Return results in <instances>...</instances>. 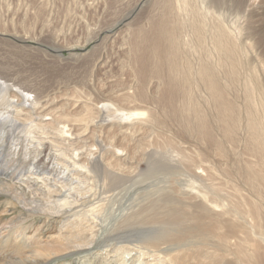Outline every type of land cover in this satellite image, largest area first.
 <instances>
[{
    "label": "bare ground",
    "instance_id": "1",
    "mask_svg": "<svg viewBox=\"0 0 264 264\" xmlns=\"http://www.w3.org/2000/svg\"><path fill=\"white\" fill-rule=\"evenodd\" d=\"M194 2L195 0H170L169 14L155 18L147 29L141 28L133 32L131 40H129L131 43L128 51L132 56V60L129 61V72L136 85L130 86V89L128 88L119 97L127 105L138 103L140 105L144 104V106L124 109L119 103L113 102L112 99V101H108L111 109L108 110V115L106 114L107 118L112 117L115 120H120L123 125H118L117 129L118 131L124 129L120 133H117L118 131L108 133L109 137H107L113 142L116 140V134H121V138L119 137L121 141L118 144L112 142L109 145L113 152L128 151L127 155H130L132 149L133 153H136L137 149L134 148L137 146L134 147V141L131 139L136 135H134V132L144 130V134L148 136L155 126L160 125L162 127L166 124V120L161 119L160 114L164 118L169 115L172 117L178 116L179 114L187 125L191 126L189 134L204 146L213 147L217 155L220 156H223L225 152L221 150L222 144L217 139L220 134L215 137L214 129L219 128L223 133V137L228 141L230 139L234 140V134L240 130L239 124L237 125L238 118L228 97L230 96L229 90L227 87L220 85L218 75L221 69L233 72L236 67V61L239 58L234 55V50L239 40L240 29L238 30L237 26H229V23L223 22L218 16L211 21L205 20ZM261 3H264V0H261ZM250 18L251 14L248 16L247 24L249 26H247L249 31L245 38L252 42L253 34L251 23H249ZM263 31L259 41V45L262 47L261 58H259L261 68L257 69L253 65L254 57L250 56L247 51L246 54L244 53L246 55L245 63H247L250 72L249 77L247 76L248 81L245 80L247 81L245 83L248 84L245 88L248 93L245 92L248 94L247 101L251 105L249 106L251 117L247 123H244V138H242L244 151H246L249 158L247 161L245 160L243 170V174H245L243 176L245 183H243L245 185L239 182L234 184L231 180L235 178L231 177L232 179H230L228 175V178H226L229 181L228 183L231 184L228 185L229 187L225 188L227 181L222 182L225 186L219 183L212 185L211 181L216 176V173L212 171L213 164L209 162L207 156L203 153H198L195 157H192L179 145L175 147L179 143L177 141L179 136L171 134L173 132L168 133L166 137L156 134V139L157 136L160 138H158L155 145L152 141L145 143V138L137 140L140 144L139 148L144 151L153 148V146L160 148L163 145H166V147L172 145L173 147V156L170 159L173 164L163 168L157 166L150 168L147 162L148 173L153 174L157 171L164 172L167 170V179L164 180L170 183L173 182L177 174L182 172H187L189 178L186 190H181L180 187L172 189L170 184L175 202L171 201L173 203L171 206L168 200L165 202L166 204L163 201L162 203L167 205L169 209L164 210L162 207L159 216L158 210L155 211L153 207L151 208L152 204L149 203L148 215L145 214L146 210L143 211L140 208L125 217L128 222L134 220L133 223L135 224H150L157 230H155V234L147 238L145 236V239H142L143 241L133 246L136 247V252L129 247L131 252H135L134 254H131L130 249L123 246V243L121 244L123 247L119 245L118 248L107 251L115 254L114 257L118 259L116 261L119 264H134L139 261L137 255L145 257L148 262L155 260L158 264H264ZM10 40L19 43L25 42L24 37L10 36L0 32V41L10 44ZM143 50L150 54L149 59L146 56L148 60L139 53ZM4 53L5 57L9 55L6 51ZM14 73H10V67L0 60V124L1 122L4 123L3 126L8 129L9 134V136L6 135V140H4L6 150L0 154V177H7L11 169L18 164L16 161L18 155L12 151L13 148L15 149L17 146L21 148L24 142L26 144L45 142L50 149L57 152L55 159L57 162L59 161L58 163L67 170L72 168L70 171L79 174L75 176L84 179L89 182L88 185H91L88 186V191L84 192V194H89V197L86 196L88 198L83 200L84 204H78V200L74 198L72 193L76 192L74 189L72 192L70 189L67 192L61 191L62 193L51 191L50 197L53 200L50 203L30 202L22 195V197L13 195L17 203L12 204V209H17L20 206L31 217L44 216L46 220L50 219L49 222L51 220L60 221L63 215L72 212L71 215L66 216L72 218H66L63 227L59 226L58 234L54 237V235L40 233L38 228L30 230L29 226H23L21 218L16 222L13 217L10 220H7L6 217L4 225L1 224L0 226V264H47L58 258V255L62 253L70 252L66 256L72 257L87 252L91 246L92 248H100L98 235H89V233H92L93 227H89L87 224L91 220L93 223L97 221L96 219L99 221L101 217L99 218L98 215L102 213V199L95 204L90 202L91 198H94L99 192L102 194V191L97 189L91 190L94 186L95 188L98 187L96 180L98 182L102 180V160H105L102 154V125L104 124L102 121H105V119L102 120V106H99L102 104L96 98L93 99L94 97L84 99L86 97L85 93L76 90L71 94V98H66L69 97V94L65 92L61 93L60 97L58 94L50 96V90L46 92L47 88L43 86V83H37L35 80L32 86V81L30 82V79L21 77V75L11 78ZM9 82L18 86L25 85L22 88L25 92L10 89ZM151 88H154L153 92H151ZM196 92L202 96L203 101ZM195 93L203 104L194 99ZM57 103L60 106L55 109ZM150 105L153 106L150 107ZM159 109L162 112L160 114H158ZM244 115L246 116L245 112ZM168 118L170 119V117ZM115 120L113 121L115 122ZM179 120L181 119L177 120L180 124L183 123ZM168 121L171 123V119ZM82 136H84L82 138L83 143L88 140L90 143L85 146H76L74 144L75 139ZM160 142L163 145H160ZM91 147L94 149L91 150ZM82 148H84L83 151H79ZM167 149L169 150V148ZM151 154L146 152L143 154L145 162L151 157ZM121 159L123 158L121 157ZM104 166H106L104 169L109 168V171L103 174V182L108 181L111 186H114L122 180V176L115 172L116 170H122L118 158L107 160ZM225 172H228L227 168ZM231 172L233 174L232 170ZM231 172L229 171V173ZM239 175L236 172L234 176H237V179ZM204 181L215 187L214 190H210V187L206 189L203 185ZM163 190L162 192H166ZM12 191L11 185L0 178V194L4 195ZM77 193L83 192L78 190ZM148 198L147 201H149ZM153 202L155 203L154 200ZM77 205L80 206V210L73 211L70 209V206ZM141 206L143 205L141 204ZM109 213L111 214V212ZM105 217L107 216L105 215ZM96 232H99V230ZM209 240L217 244L211 252L205 253L207 255H202V247L205 244L207 245ZM124 241L128 242V240ZM168 244L176 246L172 247L175 249L171 254H166V251L169 250L166 249L165 251L162 248L163 245L167 246ZM99 245L100 247H96ZM187 246L196 249L192 251ZM219 247L223 249H219ZM89 254L90 258L84 260L87 264H92L94 261L102 264L103 253L99 254L98 251L97 254L93 252ZM132 255L136 257L133 258ZM104 257L106 258V255ZM103 261V264H109V259Z\"/></svg>",
    "mask_w": 264,
    "mask_h": 264
},
{
    "label": "rangeland",
    "instance_id": "2",
    "mask_svg": "<svg viewBox=\"0 0 264 264\" xmlns=\"http://www.w3.org/2000/svg\"><path fill=\"white\" fill-rule=\"evenodd\" d=\"M194 4L198 6L200 9L199 13L202 14L203 18L205 17V20L211 21L213 18L218 16L223 22L227 24L229 23V26H237L236 28H238V30L240 29V32L238 31L239 40L236 43L237 45L234 50V55L236 58H239L236 61V67L233 72L221 69L218 74L220 77V85L227 87L229 90L230 96L228 97L230 98L235 115L239 121L237 125L239 124L240 127V130L234 134V140L230 139L229 141L223 137V133L219 128L216 127L214 129L215 137H218L220 134L217 139L222 144L221 150L225 152L223 156H220L219 154L217 155L213 147H209L208 145L204 146L197 141L195 137L191 136L189 134L191 126L189 124L187 125L186 121L179 114L178 116L173 117L169 115L168 117L171 119L170 123V121H168L170 120L168 117L164 118V116L160 114L162 113L160 109L158 110V114H160L159 117L161 119L163 118L164 121L166 120V124L162 127L160 125L155 126L152 128V133L148 136L144 134V130H138L139 132L135 131L134 135H136L131 139L134 141V147L135 145L137 146L134 148L137 149L136 153H133V150L131 149L130 155H127V153H129L128 151L119 152L120 154L114 151L116 153L115 154L113 149H110L109 145H111L113 141L108 138V133L110 131L117 132V126L123 125V123L121 124L120 120H115L112 117L107 118L106 114L108 110L111 109L108 101L113 100V102L119 103V105L124 109L144 106V104L140 105L138 103L127 105L125 102H122L121 97H119V95L125 93L130 86L133 87L136 85V82H134L135 80L132 79L129 72V61L132 60V56L128 51L131 43L129 40H131L133 32L137 29H147L149 24L154 22L155 18L169 14L171 8L170 0H0V32L6 33L10 36H21L25 38V42L23 43L10 40V44H7L0 41V60L2 63L4 62L10 67V73H16H14V75L12 74L11 78L21 75V77L30 79V82L32 81V86L33 81L35 80L37 83H43V86L47 88L46 92H49L50 90V96L58 94L60 97V94L65 92L69 94V97L66 98H71L73 91L76 90L83 92L86 96L84 99L94 97L93 99L96 98V100L102 104L99 105L102 106L101 117L102 120L103 118L105 119V121H102L104 122V124L102 123V127L105 128H102V154L105 159L102 160V180H99V182L96 180L98 187L95 188L94 186L93 189H91L102 191V194L99 192L94 198H91L92 201L90 200L92 204H95L102 199V213L98 215L99 218L101 217V220L99 219L98 221V219H96L97 221H94L95 223L91 220L87 224L89 227H93L92 233H89V235H98L97 238L101 247L100 245L96 246L100 248H92L91 246L87 252L79 255L76 254L72 257L66 256L67 253L70 252L62 253L58 255V258L48 262L47 264H87L84 260H88L90 258L88 254H92V252L97 254L98 251L99 254L103 253L102 264L105 259H109V264H119L118 261H116L118 259L114 257L115 254L111 252L108 253L109 251L118 248L119 245L120 247L126 246L128 249H134L133 251H135L136 247L133 246H136L138 242L143 241L145 236L147 238L155 234V230L157 229H154L152 225L135 224L133 223L134 220L128 222L125 217H128L130 214H133V211L140 208H142L143 211L146 210L145 214L148 215L147 210L151 204V208L153 207L155 211L158 210L157 213L159 216L160 209L162 207L164 210L169 209L167 205H164L163 203L168 200V203L172 206L173 203H171V201L175 202L172 195V189L175 187L178 189L180 187L181 190H186V184L189 177L187 172H182L175 176L177 182L173 179V182L170 183L169 181L166 182V180H164L167 179V170L164 172L157 171L153 174L148 173L147 162L148 167L150 168H154L156 166L163 168L173 164L170 160L173 156V147L172 145H167L166 147V145H163L160 142V145H163L160 146V148H155L153 146V148L148 150L145 149L144 151L139 148L140 144L137 140L145 138V143L152 141L155 145L158 138H160L157 136L156 139V134H159L161 137H166L168 136V133L173 132L171 134H177L179 136L177 140L179 143L176 144L175 147H178L179 145L180 148L185 149L186 153L188 155L191 154L192 157H195L198 153H203L207 156L209 162L213 164L212 171L216 173L215 177L217 178L214 177L216 182L214 178L212 179V185L218 183L222 184L223 181H227V184L225 183L227 186L224 184L222 185L225 186V188L229 187L231 184L228 183L229 181L227 180V175L230 179L235 178L231 180L234 184L239 182L245 185L243 177L245 174H243V170L244 164L249 158L246 151H244L245 149L243 147L244 144L242 138H244V123H247L251 117V110L249 107L251 105H249V102L247 101L248 94H246V92L248 93V91L245 89L248 86L245 82L248 81V77L250 75L247 63H245V54L247 51L250 56L254 57L253 65L256 66L257 69L261 68L259 58H261L260 53L262 52V47L259 45V41L261 32L264 30V3H261V0H195ZM251 6L253 7L250 8ZM249 14H251L249 23H251L250 25L252 27V42L251 40L245 38L249 31V25L247 24ZM250 42L252 43V48L250 47ZM239 49L242 50L240 51ZM5 51L9 53L6 57L3 55L5 54ZM139 53H141L145 59H149L148 56H150V54L145 50ZM13 84L12 82H9V85H11L10 89L16 91H23L22 88L25 87V85L18 86L15 83ZM153 91L154 88H151V92ZM196 93L194 94V99L200 102V104H203V102H201L203 101L202 96L197 93L201 99L200 101ZM59 106L60 104L57 103L55 109L59 108ZM152 106L153 105H150V107ZM155 106L156 105L154 104V107ZM244 112L246 116L244 115ZM173 118L174 120H172ZM179 118L181 119L179 121H183V123L180 124V122L177 121ZM111 119L115 120V122ZM3 124V122L0 124V154L6 150L4 140H6V135L9 136L7 132L8 129L5 128ZM121 130L124 129L122 128ZM121 130L117 133H120ZM120 135L121 134H116V140L113 144H118L121 141ZM83 137L84 136L80 138L77 137L74 144L76 146L88 145L90 141L88 140L83 143ZM167 148L172 151L170 152ZM83 149L84 148L79 151H83ZM90 149L93 150L94 148L92 149L91 147ZM12 151L18 155L16 156L18 164L11 169L7 177H0L4 180V182L9 183L11 185V189L13 190L12 192L5 193L4 195L0 194V226L1 224L2 226L4 225L6 217L7 220L14 218L13 220L16 219V222L22 219L21 222L23 223V226H29L30 230L38 228L42 234L54 235V237L57 236L58 230L60 229L59 226L63 227L66 218H72L66 217L69 214L71 215L72 212L63 215V218H60V221L51 220L49 222L50 219L46 220L44 216L31 217L27 215L26 211L20 206L17 209H12V204L14 202L17 203L13 195H19L20 197L23 196L30 202L50 203L53 200L50 197L51 191L67 192L70 189L71 192L76 190V192L72 193L74 194V198L78 200V204H84L85 202H83V200L89 197V194H84V192H86V190L88 191L91 184L88 185L89 182L84 179H80V177L78 178L77 176L79 174L77 175L75 171H70L72 168L68 169V171L60 163H58L59 161L57 162L55 159L57 152L54 149H50L49 145L45 142L36 144L35 142L32 144H26L24 142L21 148L17 146L15 149L13 148ZM145 152L152 153L151 157L148 158V160L146 159V162L145 158L143 159V154ZM194 152L195 154H193ZM122 153L123 155H121ZM121 157L123 159H121ZM108 158H118L120 169H122L115 171L122 176V180H120L117 184H114V186H111L108 181L103 182V174L106 171H109V168L106 170L104 169L106 167L104 165H106L107 160H109ZM129 165L132 168H130ZM226 168L228 169V172H225ZM235 168L238 170H235ZM231 170L233 171V174ZM229 171L231 173H229ZM236 172L238 175L241 173L237 179V176H234ZM170 184L172 189L170 188ZM203 185L206 189L210 187V190H214L215 188L206 181L203 182ZM78 190L83 193H77ZM162 190L166 192H162ZM148 191L150 192L147 193ZM148 194L149 196H147ZM147 198L149 201L146 200ZM141 204L143 206H141ZM70 209L77 211L80 210V206H70ZM112 209H115L116 211L114 210L113 212ZM109 212H111V214ZM105 215L107 217H105ZM115 224L118 225L116 226ZM98 230L99 232H96ZM124 240H128V242ZM134 242L136 243L134 244ZM126 243L127 245H125ZM128 244L131 245L129 246ZM216 244L217 243H214V241L211 242V240H209L207 245H203L204 247H202L201 254L207 255L205 253L211 252L215 248ZM174 246L175 245L173 244H168L167 246L163 245V247H161L165 249V251L166 249L169 250L166 251V254H171L175 249L172 248ZM187 247L192 251L196 249L191 246ZM131 249L129 250L130 252ZM219 249L223 248L219 247ZM133 251L131 254L136 252ZM83 255L86 256V258H84ZM105 255L106 258L104 257ZM132 256L133 258L136 257L134 255ZM137 257H139V261H136L134 264H158L155 260L148 262L145 260V257L138 255ZM92 264H98V262L94 261Z\"/></svg>",
    "mask_w": 264,
    "mask_h": 264
}]
</instances>
